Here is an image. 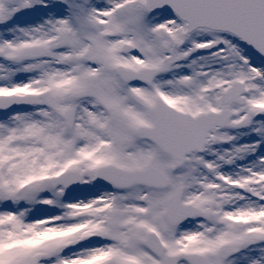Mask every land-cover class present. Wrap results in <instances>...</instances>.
<instances>
[{"label":"snow or ice","instance_id":"6c2138e0","mask_svg":"<svg viewBox=\"0 0 264 264\" xmlns=\"http://www.w3.org/2000/svg\"><path fill=\"white\" fill-rule=\"evenodd\" d=\"M0 264H264V0H0Z\"/></svg>","mask_w":264,"mask_h":264}]
</instances>
